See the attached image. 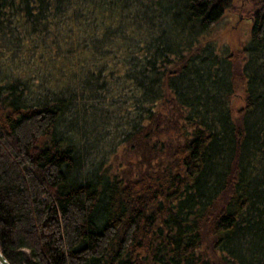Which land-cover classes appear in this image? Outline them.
<instances>
[{
	"label": "trees",
	"instance_id": "16d2710c",
	"mask_svg": "<svg viewBox=\"0 0 264 264\" xmlns=\"http://www.w3.org/2000/svg\"><path fill=\"white\" fill-rule=\"evenodd\" d=\"M251 3L230 49L209 33L233 0H0L11 264H264V0Z\"/></svg>",
	"mask_w": 264,
	"mask_h": 264
},
{
	"label": "rangeland",
	"instance_id": "374dc122",
	"mask_svg": "<svg viewBox=\"0 0 264 264\" xmlns=\"http://www.w3.org/2000/svg\"><path fill=\"white\" fill-rule=\"evenodd\" d=\"M254 0H233V5L241 10H226L223 15L214 24L209 34L215 35L219 43H227L230 49H235L239 45L243 44L249 37L250 19L248 18L247 10L252 6ZM239 94L233 96V106L240 107L243 98L241 96L242 90L237 87L236 90ZM236 114V112L234 111ZM118 158L121 159L124 164L126 158H132V154L127 149H119ZM118 158H114V161H119Z\"/></svg>",
	"mask_w": 264,
	"mask_h": 264
},
{
	"label": "water",
	"instance_id": "95a60500",
	"mask_svg": "<svg viewBox=\"0 0 264 264\" xmlns=\"http://www.w3.org/2000/svg\"><path fill=\"white\" fill-rule=\"evenodd\" d=\"M0 264H11L9 259L6 257V255L3 253V251L0 249Z\"/></svg>",
	"mask_w": 264,
	"mask_h": 264
}]
</instances>
